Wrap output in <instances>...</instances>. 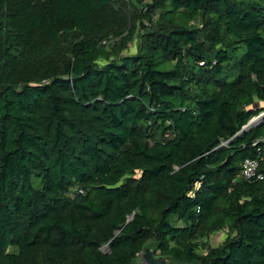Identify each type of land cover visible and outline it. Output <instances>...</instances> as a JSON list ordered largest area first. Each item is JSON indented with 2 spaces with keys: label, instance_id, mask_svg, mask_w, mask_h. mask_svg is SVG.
<instances>
[{
  "label": "trees",
  "instance_id": "16d2710c",
  "mask_svg": "<svg viewBox=\"0 0 264 264\" xmlns=\"http://www.w3.org/2000/svg\"><path fill=\"white\" fill-rule=\"evenodd\" d=\"M263 113L264 0H0V264H264Z\"/></svg>",
  "mask_w": 264,
  "mask_h": 264
},
{
  "label": "rangeland",
  "instance_id": "374dc122",
  "mask_svg": "<svg viewBox=\"0 0 264 264\" xmlns=\"http://www.w3.org/2000/svg\"><path fill=\"white\" fill-rule=\"evenodd\" d=\"M110 40H111V38H110ZM112 41L113 40H111V43H112ZM136 44H137V37L133 38V40L129 43L128 48L126 50H123V53L134 52L136 50ZM223 231H224V229H220V230H217V231L211 233L208 237L204 238L202 242L207 244L208 246H215V245L219 244L221 242V240L225 237V234L223 233ZM102 249L104 251L107 250V246L104 245L102 247ZM9 250L10 251H16L17 249L12 247ZM198 252L199 253H204L205 252V247L204 246H203V248L200 247L198 249ZM142 253H144V251H139L137 253V258H138L137 260L138 261H140V260L143 261V254Z\"/></svg>",
  "mask_w": 264,
  "mask_h": 264
},
{
  "label": "built area",
  "instance_id": "2783aa9c",
  "mask_svg": "<svg viewBox=\"0 0 264 264\" xmlns=\"http://www.w3.org/2000/svg\"><path fill=\"white\" fill-rule=\"evenodd\" d=\"M261 141L264 140V136L260 139ZM226 142L223 141L222 144ZM258 168V160L256 158H245L241 162L240 168V176L246 179L257 177L260 178L259 173L257 172Z\"/></svg>",
  "mask_w": 264,
  "mask_h": 264
},
{
  "label": "water",
  "instance_id": "95a60500",
  "mask_svg": "<svg viewBox=\"0 0 264 264\" xmlns=\"http://www.w3.org/2000/svg\"><path fill=\"white\" fill-rule=\"evenodd\" d=\"M255 119H256V117L250 119V121H248V124L245 126V128L248 127V126H250V125H252L254 123ZM143 261L145 263H147V264H159L161 262H165V259H159V258L155 257L153 255L151 249L150 248H146L144 250V253H143Z\"/></svg>",
  "mask_w": 264,
  "mask_h": 264
}]
</instances>
